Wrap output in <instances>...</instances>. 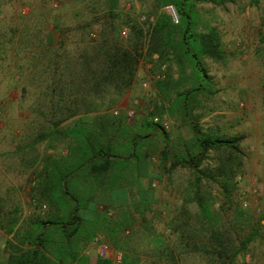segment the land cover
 Here are the masks:
<instances>
[{
  "label": "trees",
  "instance_id": "obj_1",
  "mask_svg": "<svg viewBox=\"0 0 264 264\" xmlns=\"http://www.w3.org/2000/svg\"><path fill=\"white\" fill-rule=\"evenodd\" d=\"M153 1V22L148 24L147 16L143 23L148 27L145 43L140 24L115 12L117 0H105L107 21L93 31L94 37L83 34L91 26L87 23L78 26L73 41L64 33L55 41L46 39L37 55L41 70L36 103L13 149L3 154L13 159V172L30 173L27 203L32 210L22 220L18 204L11 205L9 189L0 194V231L10 236L0 264H112L108 259L91 260L85 253L96 235L120 254L119 264H184L188 258L203 264H237L260 239L264 217L254 221L235 195L234 179L242 165L240 136L212 137L191 125L190 141L168 146V135L158 123L148 119L142 125L148 133H137L117 109L135 81L138 63L147 61L150 73L159 65L166 68L163 79L154 83L156 93L171 101L180 121L194 123L200 115L192 117L187 105L207 81L201 59L217 62L223 55L214 27L196 29L193 6L229 0ZM165 6L173 8L176 24L159 11ZM122 29L124 40L119 37ZM161 111L154 107L148 114ZM40 144H60L66 154L40 155ZM209 152L215 153V163L202 166ZM152 153L158 171L180 166L193 176L191 196L165 218L155 208L150 185ZM39 164L41 170L36 169ZM146 173L148 184L142 188L139 181ZM201 181L215 185L219 196L202 188ZM119 189L133 200L111 201L109 206L95 200Z\"/></svg>",
  "mask_w": 264,
  "mask_h": 264
},
{
  "label": "rangeland",
  "instance_id": "obj_2",
  "mask_svg": "<svg viewBox=\"0 0 264 264\" xmlns=\"http://www.w3.org/2000/svg\"><path fill=\"white\" fill-rule=\"evenodd\" d=\"M154 6L153 0H117L115 12L127 14L140 24L145 43L148 27L140 19L148 16L153 22L150 13ZM167 7L159 11L168 15ZM193 15L198 31L202 30L203 25L218 31L223 55L217 62L201 59L207 81L203 82V91L187 105V110L192 117L200 115L193 123L200 133L212 137H241L238 147L242 165L234 179L235 195L252 219L260 221L264 217V0H256V3L251 0H229L221 5L200 2L193 6ZM106 19L105 0H0V194L9 183L17 187L18 190L9 196L11 205L18 204L22 220L32 210L25 201L32 178L29 172L19 173L10 176L9 182L5 174L13 172L15 164L13 159L3 154L13 149L18 136L27 127L29 110L36 103L41 70L37 55L46 39L51 37L53 41L64 33L68 42L73 41L79 35L78 26L87 23L91 26L83 34L89 33L94 37L93 31ZM125 37L120 39L124 40ZM147 63L150 62L138 63L135 81L122 96V111H133L131 117H126L127 123L133 125L135 132L142 134L148 133L142 128L144 121L149 119L159 125L164 121L167 124L164 130L168 135L167 144L171 143L168 146H177L181 142L178 135L186 136V142L190 141L192 130L187 120L180 121L177 113L171 110V101L162 100L154 84L149 92L140 87L142 79L139 77L143 74L146 78L148 75L144 70ZM171 70L174 77V68ZM154 107L162 111L150 116L148 113L153 112ZM40 149L41 146L38 152L42 155ZM214 155V152H209L202 166L213 167ZM155 165L157 158L152 153L149 162L152 177L148 179L154 183L155 208L165 218L181 201L189 199L188 186L193 176L188 168L177 166L166 173L158 171ZM146 179H141L143 186ZM201 187H207L215 198L219 196L218 189L212 183L201 181ZM116 198L120 200L121 195L118 194ZM188 208L193 209V205L189 204ZM260 224L261 237L248 246L246 253L251 264H264V222L260 221ZM156 229H160V226ZM96 238L105 242L102 235H96ZM246 254L239 258L237 264H243L242 259ZM87 255L94 259V249L88 248ZM184 264L203 263L198 258H188Z\"/></svg>",
  "mask_w": 264,
  "mask_h": 264
},
{
  "label": "built area",
  "instance_id": "obj_3",
  "mask_svg": "<svg viewBox=\"0 0 264 264\" xmlns=\"http://www.w3.org/2000/svg\"><path fill=\"white\" fill-rule=\"evenodd\" d=\"M168 11V16L170 20L174 23L177 22L175 12L171 6L167 7ZM141 22H144L145 19L142 17L140 19ZM148 24L152 23V19L147 20ZM119 36L124 38L126 36L125 30H121L119 32ZM151 61L154 62L157 59V56L155 54L151 55ZM152 68L151 63H147L144 65V70L148 73L145 79L141 80L140 82V87L145 90L146 92H149L151 90V85L154 84L155 82H159L163 79L164 71H165V65H159L158 69L155 72L150 73V70ZM114 114L117 113L115 110L113 112ZM126 117H131L133 115L132 110H127L125 112ZM160 126L163 130L167 129V124L166 122H161ZM88 248L94 249L95 251V257L97 259L103 260V259H108L112 264H119L120 262V254L117 251H114L111 247H109L106 243H103L101 241H98L96 238H94L90 243ZM87 253V250L85 251ZM243 264H251V260L249 255H244L242 259Z\"/></svg>",
  "mask_w": 264,
  "mask_h": 264
},
{
  "label": "crops",
  "instance_id": "obj_4",
  "mask_svg": "<svg viewBox=\"0 0 264 264\" xmlns=\"http://www.w3.org/2000/svg\"><path fill=\"white\" fill-rule=\"evenodd\" d=\"M247 35H248V33H247ZM50 39H51V37H50ZM55 40H56V38L53 39V41H55ZM144 76L145 75L142 74L141 77H139L140 80L141 79L142 80L145 79ZM117 109H120V110L123 109V99L122 98L120 99V101L117 104ZM185 121L186 120H184L182 122H185ZM187 124L189 126L193 125V123H191L190 120H187ZM178 136H179L178 138L180 139V137H181L182 140L180 139L181 142L179 141L181 144L180 143L179 144L178 143L177 144L174 143L177 146L182 145L183 142H186L188 140L186 136H183V135H178ZM191 138H193V134L190 137V139ZM168 144L171 145V143H168ZM40 146H41V149L40 150H41V153L42 154L45 153L47 155H53V156L65 155L66 154V149L62 145H60V144H51L47 148L45 147V144H40ZM36 169L37 170H41L42 169V165L41 164L37 165L36 166ZM12 171H15V170H13V168H12ZM6 173L7 174H5V175L9 179V182L11 180L10 179V176H14V175H17V174L20 175L19 173L10 172V171L9 172H6ZM149 176H150V174H149ZM151 177H152V173H151ZM141 179L139 181L140 187L145 188L147 186V184H148V173H146V176H145V179H146L147 182H146V184L144 186L141 183ZM153 184H154L153 181L150 180L151 187H153ZM7 186L6 187H7V189H9V194L15 192L16 189H17L16 186L14 187V185H11L10 183ZM118 194L121 195L120 200H117V198H116V196ZM95 200L96 201H100L101 203H104L105 205H108L109 206L111 204V201L131 202L133 200V198H132V196L126 190L119 189L117 191L103 192L102 194L98 195V197H96ZM25 201H28V199H25ZM97 210L98 211L101 210L100 206H97ZM7 241H10V236H7V235L3 234L2 231H0V260H1V262H4V259L6 257V254H5V244H6ZM259 264H261V263H259Z\"/></svg>",
  "mask_w": 264,
  "mask_h": 264
}]
</instances>
